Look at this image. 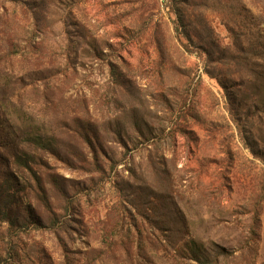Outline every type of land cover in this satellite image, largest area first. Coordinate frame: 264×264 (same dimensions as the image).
Returning <instances> with one entry per match:
<instances>
[{"label": "rangeland", "instance_id": "rangeland-1", "mask_svg": "<svg viewBox=\"0 0 264 264\" xmlns=\"http://www.w3.org/2000/svg\"><path fill=\"white\" fill-rule=\"evenodd\" d=\"M0 264H264V0H0Z\"/></svg>", "mask_w": 264, "mask_h": 264}, {"label": "trees", "instance_id": "trees-1", "mask_svg": "<svg viewBox=\"0 0 264 264\" xmlns=\"http://www.w3.org/2000/svg\"><path fill=\"white\" fill-rule=\"evenodd\" d=\"M207 259V258H206Z\"/></svg>", "mask_w": 264, "mask_h": 264}]
</instances>
